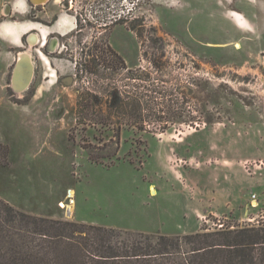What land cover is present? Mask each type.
Returning a JSON list of instances; mask_svg holds the SVG:
<instances>
[{
  "label": "rangeland",
  "instance_id": "374dc122",
  "mask_svg": "<svg viewBox=\"0 0 264 264\" xmlns=\"http://www.w3.org/2000/svg\"><path fill=\"white\" fill-rule=\"evenodd\" d=\"M6 1L0 199L50 220L166 235L263 222L264 0H134L128 20L101 34L87 22L60 53L16 46L10 22L27 13L11 16ZM64 1L35 5L42 22ZM104 1L86 0L88 17ZM20 54L34 65L25 88L13 83Z\"/></svg>",
  "mask_w": 264,
  "mask_h": 264
},
{
  "label": "trees",
  "instance_id": "16d2710c",
  "mask_svg": "<svg viewBox=\"0 0 264 264\" xmlns=\"http://www.w3.org/2000/svg\"><path fill=\"white\" fill-rule=\"evenodd\" d=\"M0 264H264V222L166 235L50 220L0 199Z\"/></svg>",
  "mask_w": 264,
  "mask_h": 264
},
{
  "label": "flooded vegetation",
  "instance_id": "af4514ba",
  "mask_svg": "<svg viewBox=\"0 0 264 264\" xmlns=\"http://www.w3.org/2000/svg\"><path fill=\"white\" fill-rule=\"evenodd\" d=\"M47 1L48 0H46L45 2ZM85 1L86 0L78 1L82 3L81 5L77 4L76 2L74 3V5H72V0L64 1V4H62V7L57 9V11L56 9H52L51 17L53 19H52V22L48 21L49 24H47V23L42 22L44 21V19L39 15V13L42 11L41 8H38L37 6H35V5H40L41 3H35L32 0H27L29 9L27 11L26 18H23V19L29 20L33 24H31V26L30 25L26 26L27 30L22 32L19 35L18 43H16L15 45L17 46L23 43L27 44V43H30V41L32 40L30 44L36 41V43L39 44V47H42L48 51L50 49L49 53H53L54 51H57L58 53H60L62 52L63 49L61 48L58 49V47L60 45L64 46L63 40L65 39L68 42V41H71L72 37L82 34L81 32H84V29L88 25L87 22L90 23L89 25H91L93 29L99 30L98 33L101 34L102 31L98 27L107 26L110 23L118 22L119 20H123V19L128 20L129 19L128 13L130 12V10L133 9V6L130 7L129 3L134 2V0H105L104 2H97L98 4H94L93 8L89 12L90 17H88L85 11L87 10V7H90L91 5L87 4V2ZM58 10L59 11L62 10L63 12L69 11L67 12L69 13L67 15L70 18L68 16L67 17L60 16L62 13L59 14ZM99 11L100 12L104 11L106 14L96 15ZM28 13H31L32 15L28 16ZM23 19H20V20H23ZM78 20L80 21V26L78 24ZM58 23L60 24V27L61 25H65V27H68V28L66 29H61L63 27L57 28L56 24ZM41 26L52 27V29L48 32L47 36L45 32H43V29H41ZM105 29L106 28H104V30ZM26 34H28V37H26ZM31 35L32 36L35 35V36L30 38ZM29 38H30V41H29ZM48 43L50 45H48ZM105 45L108 46V44H105ZM52 47H54V49H52ZM55 48L57 49L55 50ZM37 52L41 60L43 59V55L44 56L46 55L44 54V52H42L39 49L37 50ZM114 57H115V60L117 61V59H119L118 53H115ZM32 67H33V73H34L33 63H32Z\"/></svg>",
  "mask_w": 264,
  "mask_h": 264
},
{
  "label": "bare ground",
  "instance_id": "6f19581e",
  "mask_svg": "<svg viewBox=\"0 0 264 264\" xmlns=\"http://www.w3.org/2000/svg\"><path fill=\"white\" fill-rule=\"evenodd\" d=\"M34 1L35 3H44L46 0H32ZM35 35H31V37H34ZM30 38H29V41H30ZM34 39V38H33ZM32 41V40H31ZM30 41V43H31ZM29 62L30 63V71H25L22 69V64L23 62ZM32 75H33V67H32V63L29 59V57L26 55V54H22L20 55V58L18 59L17 61V64H16V67L14 69V75H13V83H14V86L17 87V88H25L28 83L30 82L31 78H32ZM151 193H154V189H151ZM73 201L70 200V203L68 205V210L69 212H72V203ZM255 206V204H254Z\"/></svg>",
  "mask_w": 264,
  "mask_h": 264
},
{
  "label": "crops",
  "instance_id": "0c3cea01",
  "mask_svg": "<svg viewBox=\"0 0 264 264\" xmlns=\"http://www.w3.org/2000/svg\"><path fill=\"white\" fill-rule=\"evenodd\" d=\"M8 8H10L12 15H22L24 13H27L28 11V3L27 0H7L6 1ZM10 24H13V28L16 30H19V33L21 34L22 32H24V30L22 31L21 29L24 28L27 25L33 24L32 22H30L29 20H20L19 18L13 19L11 20ZM27 30V29H25Z\"/></svg>",
  "mask_w": 264,
  "mask_h": 264
},
{
  "label": "water",
  "instance_id": "95a60500",
  "mask_svg": "<svg viewBox=\"0 0 264 264\" xmlns=\"http://www.w3.org/2000/svg\"><path fill=\"white\" fill-rule=\"evenodd\" d=\"M30 68L31 67H30V63L29 62H27V61L23 62V64H22V69L23 70H25L27 72V71H30Z\"/></svg>",
  "mask_w": 264,
  "mask_h": 264
},
{
  "label": "built area",
  "instance_id": "2783aa9c",
  "mask_svg": "<svg viewBox=\"0 0 264 264\" xmlns=\"http://www.w3.org/2000/svg\"><path fill=\"white\" fill-rule=\"evenodd\" d=\"M129 6H130V7L134 6V2H130V3H129ZM263 222H264V220H263ZM222 225H223L222 223L219 224L220 227H221Z\"/></svg>",
  "mask_w": 264,
  "mask_h": 264
}]
</instances>
